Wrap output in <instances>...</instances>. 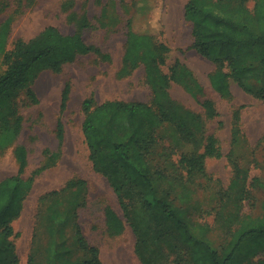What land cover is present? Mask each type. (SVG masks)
Here are the masks:
<instances>
[{
  "label": "rangeland",
  "instance_id": "obj_1",
  "mask_svg": "<svg viewBox=\"0 0 264 264\" xmlns=\"http://www.w3.org/2000/svg\"><path fill=\"white\" fill-rule=\"evenodd\" d=\"M136 1L145 8L134 16ZM188 1L0 0V27L13 17L9 50L17 39L29 40L50 25L66 34L75 33L83 15L89 22L81 29L83 37L100 50L78 55L60 72L42 71L32 85L37 101L26 90L16 95L22 128L14 142L0 150V181L19 173L15 150L24 146L27 165L22 175L34 177V185L21 214L13 221L19 264H28L30 256L35 264H84L91 253L79 243L78 227L88 242L99 248L103 264H144L143 258L151 264H193L178 230L155 211L147 210L138 190L129 184L124 188L127 213L124 211L108 177L94 167L83 132V101L87 97H94L98 103L112 99L154 102L143 63L123 72L131 17L137 29L150 31L158 43L168 47L161 66L164 72L172 74L171 68L179 64L188 68L203 88L193 87L194 95L185 83L171 80L169 93L197 133L195 141H187L174 123L164 122L155 128L158 142L147 158L158 194L167 196L193 233L219 251L244 222L264 225V190L251 186L254 177L264 179V100L232 78L230 96L212 86L210 75L218 68L193 46L192 22L185 15ZM227 3L237 11L239 0ZM254 4L255 0H247L251 11ZM224 69L229 71L227 66ZM252 84L255 88L264 86V68L254 75ZM67 85L69 98L62 109ZM205 99L214 102L216 116L206 112ZM59 120L64 124L62 140L58 136ZM210 135L217 138L221 156L207 157L204 172H190L181 163V156L204 152ZM105 163L115 169L109 159ZM237 167L246 174L234 187ZM72 180L84 183L69 187ZM108 207L123 222L118 233L108 223ZM239 260L242 264H260L264 260V237L248 240Z\"/></svg>",
  "mask_w": 264,
  "mask_h": 264
},
{
  "label": "trees",
  "instance_id": "obj_2",
  "mask_svg": "<svg viewBox=\"0 0 264 264\" xmlns=\"http://www.w3.org/2000/svg\"><path fill=\"white\" fill-rule=\"evenodd\" d=\"M246 4L247 0H239L235 11L230 9L227 0H189L185 15L192 22L194 48L217 65L218 69L210 75L212 86L224 96H230L229 79L232 78L248 93L264 100V86L255 88L252 84L254 75L264 68V0H255L252 11ZM143 8L145 6L136 1L134 16L135 12L143 11ZM79 21L80 27L75 33L66 34L50 25L29 40L17 39L11 50L7 47L13 17H8L1 25L0 150L12 144L22 128L23 117L15 100L19 91L26 90L37 101L32 85L42 71L60 72L64 64L73 62L78 55L100 51L95 45L87 43L81 32L89 24L87 16L83 15ZM167 51L168 47L158 43L155 34L137 29L134 17L128 19L123 72L127 73L143 63L147 80L153 88L154 102L112 99L98 103L94 97H87L83 101V132L90 149V158L94 167L108 177L126 213L124 188L129 184L138 190L147 210L155 211L159 218L174 225L182 241L189 247L193 264H242L239 256L246 242L259 241L264 237V225L244 222L233 232L229 243L219 251L208 240L194 234L170 199L157 192L155 173L147 158L158 142L155 128L164 122L174 123L187 141H195L197 133L196 127L188 124L186 115L180 112L169 93L171 80L185 83L194 95L195 88L200 91L203 89L186 67L176 64L171 68L172 74L163 71L161 66ZM226 66L229 71L224 69ZM69 93L70 87L67 85L62 95V109L67 105ZM203 106L209 116L218 114L211 99H205ZM194 118L199 119L197 116ZM58 136L60 140L64 137L61 120L58 122ZM15 152L20 163L19 173L0 181V264L20 262L15 242L18 233L13 221L21 214L24 201L34 185V177L25 178L22 175L27 165L26 148L18 146ZM221 154L217 138L210 135L204 152L183 154L180 161L190 172H204L206 158ZM106 159L115 166V171L106 166ZM245 174L244 169L236 168L234 187L239 186ZM83 183L72 180L68 186ZM251 186L256 191L264 190V179L254 177ZM242 189L240 191L244 193ZM106 214L111 230L115 233L122 231L123 222L116 211L108 207ZM77 234L82 248L91 253L84 264H103L99 248L88 242L79 227ZM143 262L151 264L145 258ZM259 263L264 264V260ZM28 264H35L33 257L30 256Z\"/></svg>",
  "mask_w": 264,
  "mask_h": 264
}]
</instances>
